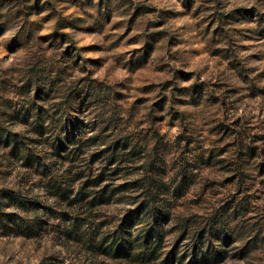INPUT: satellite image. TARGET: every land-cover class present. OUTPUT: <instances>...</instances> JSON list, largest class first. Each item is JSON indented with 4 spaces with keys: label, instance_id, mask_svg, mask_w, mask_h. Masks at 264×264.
I'll use <instances>...</instances> for the list:
<instances>
[{
    "label": "rangeland",
    "instance_id": "obj_1",
    "mask_svg": "<svg viewBox=\"0 0 264 264\" xmlns=\"http://www.w3.org/2000/svg\"><path fill=\"white\" fill-rule=\"evenodd\" d=\"M0 55V264H264V0H0Z\"/></svg>",
    "mask_w": 264,
    "mask_h": 264
},
{
    "label": "trees",
    "instance_id": "obj_2",
    "mask_svg": "<svg viewBox=\"0 0 264 264\" xmlns=\"http://www.w3.org/2000/svg\"><path fill=\"white\" fill-rule=\"evenodd\" d=\"M150 202L152 201L153 197L149 196ZM159 216H157V219ZM151 237H148L144 242L143 245L139 243V247L132 248L130 251H124V246L120 244L116 249V254L119 255L122 258L126 259H132V260H141L145 262H149L155 259L160 258V245H157L150 239ZM137 248L142 249L140 253H137L133 250H137ZM133 249V250H132ZM206 245L199 246L198 244L194 247V253H193V260L190 264H204L207 263V260L210 258L217 259L220 255H222L223 251H214L211 248H208L207 251H205ZM204 257V258H203ZM165 264H170L168 259Z\"/></svg>",
    "mask_w": 264,
    "mask_h": 264
},
{
    "label": "clouds",
    "instance_id": "obj_3",
    "mask_svg": "<svg viewBox=\"0 0 264 264\" xmlns=\"http://www.w3.org/2000/svg\"><path fill=\"white\" fill-rule=\"evenodd\" d=\"M2 58H3V56L0 55V59H2ZM11 63H12V61L10 60V61H8L7 64H5L4 66L7 67V66H8L9 64H11ZM233 264H245V261H243V260L235 261V262H233Z\"/></svg>",
    "mask_w": 264,
    "mask_h": 264
}]
</instances>
